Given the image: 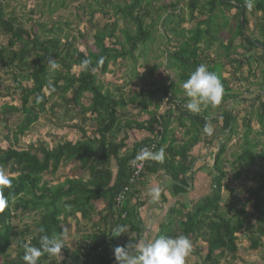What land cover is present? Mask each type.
Returning a JSON list of instances; mask_svg holds the SVG:
<instances>
[{"label":"trees","instance_id":"16d2710c","mask_svg":"<svg viewBox=\"0 0 264 264\" xmlns=\"http://www.w3.org/2000/svg\"><path fill=\"white\" fill-rule=\"evenodd\" d=\"M9 1L0 2V35L7 40L5 45L0 43V130L5 132L3 141L8 144L5 148L0 144V171L11 180L2 189L8 204L0 210V264H26L25 245L39 247L45 234L63 237L64 241L65 236H71L72 222L78 232L81 222L86 221H92L93 229L82 235L76 247L71 249L64 243L61 256L44 254L39 264H116V246L143 240L142 209L147 199L142 188L135 187L130 179L135 157L145 146H154L153 152L163 149L165 158L162 162L147 159L141 185L146 175L163 171L170 177L169 189L177 199L159 222L154 239L184 235L193 241L202 240L207 244L204 264H220L227 257L243 260L239 242L244 236L249 250L261 255L258 263L264 264V93L261 90L254 97H246L234 88L248 82L249 76H256L252 63L262 62L256 50L264 55V0H209V11L204 8L197 15L192 10L197 0H76L78 21L85 17L96 25L92 35L87 29L72 34L75 28L71 30V22H49L45 18L36 31L35 24H29L32 15L24 20L14 8H8ZM67 5L66 0H50L48 12L53 15ZM183 5L190 8L188 19ZM219 5L238 9L236 18H231L234 25L225 15L216 13ZM249 14L257 23L254 35L246 33ZM218 19H225V25ZM186 20H195V25L183 29ZM37 32L44 33L43 37ZM156 44L159 53L152 57L160 63L145 70L142 80L146 87L140 88V94L132 95L121 88L132 83L131 77L115 90L105 86L99 76L112 74L111 67L117 63L122 67L129 61L130 74L138 76L137 62L147 66ZM49 58H55L59 65L55 71L47 70ZM201 64L217 74L224 93L219 105H202L194 114L185 107L189 98L182 85ZM244 68L249 71L246 77L242 75ZM157 70L163 80L155 78L149 84L159 86L163 93L173 91L166 102L168 107L160 114L158 105L154 111L148 109L157 89H149L147 80L154 78ZM172 71L175 75L171 78ZM251 84L262 89L264 68L257 82ZM252 85L246 92L253 90ZM135 100L141 101L140 108L147 117L125 120L124 110ZM173 101L177 102L174 106ZM233 102L240 103L241 109L230 107ZM174 114L183 134L179 140L176 128L171 127ZM240 117L243 145L231 153L233 159L229 160L228 144L238 133ZM42 118L75 131L78 137L69 140L52 132V146L43 139L21 146L23 137ZM254 119L259 124L257 129L252 125ZM206 123L216 128L212 135L203 131ZM129 130L148 135L129 145ZM122 132L126 134L120 137ZM203 137L206 145L218 141L214 165L208 173L210 192L185 200L196 174L192 150ZM66 161L78 162L83 170L80 178L53 176ZM226 164L231 165L237 178L248 166L256 164L263 170L256 175L260 184L245 189L243 205L239 201L232 204L231 194L225 196L231 181ZM47 173L52 174L50 178L45 177ZM121 194L124 199L119 202ZM96 201L104 206L95 208ZM118 225H125L127 231L112 237Z\"/></svg>","mask_w":264,"mask_h":264},{"label":"rangeland","instance_id":"374dc122","mask_svg":"<svg viewBox=\"0 0 264 264\" xmlns=\"http://www.w3.org/2000/svg\"><path fill=\"white\" fill-rule=\"evenodd\" d=\"M1 2V0H0ZM67 2V7L61 8L59 7V9L55 12V14L50 15L48 12V8H49V3L50 0H46V2H44L43 0H10L9 1V6L8 8H14L18 14V16H22L24 20H27V18L30 17V15H32L33 20L29 21V24H35V29L36 31H39V27L38 24L41 23L42 21H44L43 19L45 18V21H49V22H54L57 20H60L61 22H65V21H69L72 23L71 25V30L73 28H75V30H72V34H76L78 33V29L79 30H89L91 31V35L94 33V31L96 30V25H91L90 22L88 20L84 19L82 20V22L78 21V11L77 7H78V1L76 0H66ZM226 8H223L222 10H225ZM227 10H229V8H227ZM33 11V12H31ZM42 12H44V14H42ZM32 13V14H31ZM251 13V12H250ZM258 16H261L260 13H256ZM249 18L251 20L250 24L247 25L246 29H248L246 31L247 34H249L250 32L253 33V35L256 33V29H257V23L255 21V17H251V15L249 14ZM100 24H103V22H100ZM99 24V25H100ZM98 25V24H97ZM48 26H51V23L48 24ZM38 29V30H37ZM242 29V28H241ZM243 30V29H242ZM39 35H44V33L41 32H37ZM78 35V34H77ZM227 35V34H226ZM92 40H89L88 44L90 45L91 48H95ZM238 42H240V39H237L236 43L238 44ZM0 43H2L3 45H5L7 43L6 37L3 35H0ZM79 45L81 47V49H84V44L82 45L83 42L79 41ZM157 46L154 45L153 50L149 53L150 54V58H148V64L146 65H142L141 61L137 62L136 64V71L138 70L139 75L138 76H132L130 74V62L129 61H124L123 65L121 67L120 63H117L115 65H112L111 67V71H113L112 74H108L105 76H99L100 79H102V82L105 84V86H107L108 88L110 87L112 90H115L116 85H118L119 87H121L120 85L124 83L126 78H130L132 79V83H128L125 87H121L124 90H130V94L135 95V94H140V88L142 87H146V83L142 80L143 75L145 73V70H149L151 68L150 65H153L155 63H160V61L156 60L155 58L152 57L153 54H157L159 53L158 49H156L155 47ZM241 51V50H240ZM256 52L260 55L259 57H261L262 59V64L260 66V64L258 63H252V68L254 69L253 71H255V75H251L249 76L248 82L244 81L241 84H235V92L238 93H243V95H245L246 97H254L255 94L261 92H264V86L262 87V89H259V87L253 86L251 83L252 82H257V80L260 78L261 76V70L262 68H264V55L262 54V52L260 50H256ZM209 55V53H206V55ZM163 69V68H161ZM160 69V70H161ZM229 69V67H228ZM227 69V71H228ZM80 70V69H79ZM160 70H157V73H155L154 78L153 77H149L147 80V87L150 89H157L156 92L153 93V95H151V102L152 105H150V107L148 108L149 110H156L155 105H158V113L160 114L161 112H164L166 110V108L168 107L166 102H167V98H172L173 97V91H167V93H163L160 91V87L159 86H153L149 83H151V81H153L155 78H157L159 80V82H161L163 80V78L159 75ZM173 72V71H172ZM174 73V72H173ZM3 74V73H2ZM226 74L228 75V72H226ZM249 74L248 68H244L242 70V75L243 77H246ZM10 81V80H9ZM6 84H10L9 82H7ZM177 82L174 83V88L176 87ZM252 85V91L250 92H246V89H250V86ZM117 86V87H118ZM261 93V94H262ZM18 96L16 95L15 98H17ZM264 100V99H263ZM17 102H15L16 104ZM177 103L175 101H173V106L174 104ZM232 106L233 109L235 110H240V103H231L230 107ZM141 101H134L132 103H130L128 105V107L124 110L125 111V116L124 119H134V120H143L145 119V117H147V114H145L144 112H142L141 110ZM176 114H174L173 116V121L174 123H172L171 127H174L176 129H179L181 131L180 128L177 127V122L175 120ZM241 118V117H240ZM240 118H239V129H238V133L235 134V136H233L228 144V151L226 152V157L229 160H232V156L231 153L233 151L236 150H240L241 146L243 145V141L241 139V135L243 133V129L241 127L240 124ZM56 121V120H54ZM189 124V122H187ZM252 125L255 129H257L259 127V124L257 122L256 119L253 120ZM212 129H214V125H212ZM254 129V130H255ZM257 130L254 131V134H256ZM52 132H54V134L56 135V137L59 138H65V139H69V140H74L76 139L77 133L75 131H68L67 129H63V128H59L54 126L53 124L49 123L46 120H40L37 123H35V126L28 131V133L25 135V137H23L22 141H21V146L25 145L29 142H35L38 139H43L45 141H48L50 143V146L54 145L49 137V134H53ZM2 133H5L4 131L2 132L0 130V144L5 148L8 144L6 142H4L3 140V136ZM126 133L122 132L120 134L121 136H124ZM128 136H129V140H128V144L132 145L135 141H138L142 138H144L145 136H147V134L142 131H135V130H129L128 131ZM176 137L177 138H182L183 135L182 134H177L176 133ZM217 147V146H216ZM197 148V147H196ZM211 150V149H210ZM212 169V166L210 167L209 165H197V167L195 166V170L196 173L197 171H203L205 172V174L203 176H199L200 178L196 180L197 182L202 181L201 185H206L205 187H201L200 185H198L197 189L194 188V186L192 185L193 190L195 189L196 192L199 191V189H204L201 190L200 195L198 194H193V192L191 191L189 194H187L185 196V200H190L191 198H200L202 196L205 195V193L210 192L208 191L209 188V183L210 182L209 178L210 176L208 175L209 171ZM226 170L230 171L231 174V181H229V185L230 188L228 190H224L225 196H229L231 194L232 197V204L235 202H238L239 204L243 205V202H245V198H246V192L245 189L248 187H256L260 184V182H258V178H257V174L262 172L263 170H261L256 164L252 165V166H248L245 169H242V175L241 177L237 178L235 176L236 172H232L231 171V165L230 164H226ZM83 170L79 168V164L77 161H66V164L63 165L60 170L53 176L59 177V176H63V177H70V176H75L80 178L82 175ZM52 174L47 173L45 175V177H49ZM55 177V178H56ZM55 182L56 179L54 180ZM204 181V182H203ZM168 185H169V181ZM193 184H195V180L193 179ZM198 184V183H197ZM208 185V186H207ZM143 189V185H140V189ZM192 190V189H191ZM191 194V195H190ZM196 198V199H197ZM174 200L172 202H168L171 200V198L169 200L164 201L163 204V208L162 210H160L158 207L156 209V211L153 212V209H151L152 211V223L149 220L148 222L145 221L144 223V228L145 231L143 232V240H154L155 238V234L158 231V224L160 221L163 220L164 216L166 215L165 211V207H169V205H171L172 203H174L177 199L173 198ZM95 208L99 209L102 208L104 206V203L101 202H95ZM250 209V207H248ZM161 211V212H160ZM24 221V220H23ZM26 222H31L30 219H25ZM24 221V222H25ZM81 229L84 227V230L80 231H76V223L72 222L70 224V229L69 232L71 233V236H65V240L64 243H67L69 248H74L76 247L78 240H81L82 235H85L86 232L90 231L92 228V221H86V222H81ZM82 231V232H81ZM240 242H239V247L240 250L242 251V261H238V260H232L230 257L228 259L227 258H222L220 261V264H262L261 262L258 263L259 259H261L259 256V254H257L256 252H253L251 250H249V242L246 240V238L243 236L242 238H240ZM192 242V251L190 253V255L187 257L186 260V264H204L203 262V258L207 253V244L202 241H193ZM240 251V252H241ZM203 262V263H202Z\"/></svg>","mask_w":264,"mask_h":264},{"label":"clouds","instance_id":"9594fccd","mask_svg":"<svg viewBox=\"0 0 264 264\" xmlns=\"http://www.w3.org/2000/svg\"><path fill=\"white\" fill-rule=\"evenodd\" d=\"M83 63L87 64L85 60ZM59 65L55 58H49L47 70L55 71ZM185 95L188 99L185 107L192 113H199L202 105H219L222 101L224 87L216 73L208 70L204 64L199 65L193 71L189 78L182 85ZM168 100V98H167ZM203 131L207 135L213 134L210 124L206 123ZM165 158V152L160 149L153 152L148 147L142 148L135 157L138 161L147 159L162 162ZM11 180L2 171H0V210H3L8 204V198L4 195L2 189L10 185ZM148 195L154 201H158L161 196V189L153 187ZM44 229H41L43 232ZM127 231L125 225H118L113 229L112 237H119ZM65 246L63 237L55 235H42L39 240V247L25 245L23 259L26 264H39V258L47 254L50 257L61 256V249ZM192 251L191 240L180 235L169 237L161 235L154 240H140L135 245L132 243L125 246H116L113 249L116 264H186L187 257Z\"/></svg>","mask_w":264,"mask_h":264},{"label":"crops","instance_id":"0c3cea01","mask_svg":"<svg viewBox=\"0 0 264 264\" xmlns=\"http://www.w3.org/2000/svg\"><path fill=\"white\" fill-rule=\"evenodd\" d=\"M156 1L158 2L160 0H156ZM169 1H174V0H165L162 3H168ZM207 1H209V0H197V3H196L197 6L194 9H192L194 11L193 13H195V15H197L202 10L204 11V8L206 9L205 12H208L209 11L208 10L209 9V4L207 3ZM224 1L228 2L227 0H224ZM231 3L234 4V2H231ZM182 7H184V14H185V17L187 18V14L190 13V11H189L190 8L185 7L184 5ZM223 8H226V9L225 10H222ZM227 8H229V10H227ZM216 13L223 14V15H225V17L227 19L231 20V18L232 19H235L236 18V15L238 13V9L236 7L234 8V7L230 6V5H219L218 8H216ZM218 23L225 25L226 22H225V19L224 20L218 19ZM230 24L231 25H234L235 23H234V21L231 20L230 21ZM182 25H183L182 26L183 29H187V28L195 25V20H192L191 22H188V20H186V21L183 22ZM174 75L175 74L173 72H171L169 74V76L171 78ZM174 81H175V79H174ZM240 120H241V118H240ZM240 123H241V121H240ZM215 129L216 128H214L213 131ZM142 132H144V131H142ZM145 133L146 132H144V134ZM175 133L182 134V132H180L179 129H176ZM218 135H220V133ZM177 139L179 140L180 138H177ZM205 141H206L205 140V137H203V140L201 142H199L198 145L196 146L197 148L194 147L193 150H192V155L195 157V161H194V165H193V170L194 171H196L195 170V166L197 167V165H199V164H201L203 166L209 165L210 167L211 166L213 167V165H214V159H213L214 158V155H215L214 154V149L216 148V146H218V144H217L218 141L215 140L212 145H206L205 144ZM204 174H205V172L200 171V170H199V172L197 171V173L195 174V176H194L195 184H192L195 189H197L198 185H200L201 187H205L206 186V185H201L202 181H200V180H199V182H197V180L200 178L199 176H203ZM196 177H197V180H196ZM209 180H210V178H209ZM167 181H169V185H168V182ZM143 182H144V184H143ZM143 182H142V185H143V189L142 190H143V193L146 195V198L145 199H147V203L145 204V206L142 209V218L144 220V223H145V221L148 222L149 220L152 223V220L153 219H152V211H151V209H153V212L156 211V209L158 207H160L159 209L162 210V208H163V204L162 203H164V201L169 200L170 198H171V200L168 201V202H172L174 200L173 199L174 196L172 195V192L169 189L171 187V181H170V177L167 174H165L163 171H160V172H158L156 174H148V175H146L144 177ZM208 183L210 184L209 181H208ZM153 187H159L161 189V196H160V199L158 201L152 200V198L148 195L149 190L151 188H153ZM191 189H189L188 194L192 191L193 194L200 195L201 190L204 191L205 188L204 189L203 188L202 189H199L198 192H196L195 189L193 190V188H191ZM206 189H208V188H206ZM202 193H204V192H202ZM196 198L193 197L191 199H196ZM174 203H172V204H174ZM171 205H169V206H171ZM166 208L168 209V207H165V210H167Z\"/></svg>","mask_w":264,"mask_h":264},{"label":"built area","instance_id":"2783aa9c","mask_svg":"<svg viewBox=\"0 0 264 264\" xmlns=\"http://www.w3.org/2000/svg\"><path fill=\"white\" fill-rule=\"evenodd\" d=\"M145 147H148V146H145ZM143 147V148H145ZM150 150H153L154 149V146H151V147H148ZM140 151V150H139ZM146 162L147 160H144V161H138V160H135L133 162V175L130 179V182L135 186V187H140L141 185V172L143 171L145 165H146ZM129 188H126L125 191H127ZM124 199V194H121L119 197H118V201H122ZM140 199L137 200V202H139Z\"/></svg>","mask_w":264,"mask_h":264},{"label":"water","instance_id":"95a60500","mask_svg":"<svg viewBox=\"0 0 264 264\" xmlns=\"http://www.w3.org/2000/svg\"><path fill=\"white\" fill-rule=\"evenodd\" d=\"M241 13H242V18L241 20H243V9H241ZM192 187L190 186L189 189H191Z\"/></svg>","mask_w":264,"mask_h":264}]
</instances>
